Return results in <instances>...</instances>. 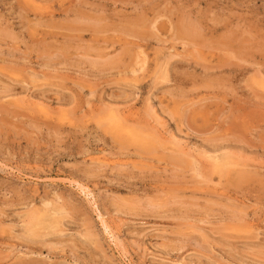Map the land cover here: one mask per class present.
<instances>
[{
    "label": "rangeland",
    "instance_id": "1",
    "mask_svg": "<svg viewBox=\"0 0 264 264\" xmlns=\"http://www.w3.org/2000/svg\"><path fill=\"white\" fill-rule=\"evenodd\" d=\"M0 264H264V0H0Z\"/></svg>",
    "mask_w": 264,
    "mask_h": 264
},
{
    "label": "bare ground",
    "instance_id": "2",
    "mask_svg": "<svg viewBox=\"0 0 264 264\" xmlns=\"http://www.w3.org/2000/svg\"><path fill=\"white\" fill-rule=\"evenodd\" d=\"M187 34V33H186Z\"/></svg>",
    "mask_w": 264,
    "mask_h": 264
}]
</instances>
